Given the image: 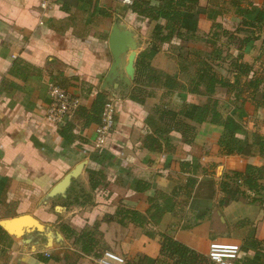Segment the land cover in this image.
<instances>
[{
	"label": "crops",
	"instance_id": "1",
	"mask_svg": "<svg viewBox=\"0 0 264 264\" xmlns=\"http://www.w3.org/2000/svg\"><path fill=\"white\" fill-rule=\"evenodd\" d=\"M39 1L0 0V264H99L105 250L123 256L126 264H173L163 254L164 235L207 256L213 242L242 247L251 239L257 248L241 250L234 264H264V179L259 188L244 179L248 165H264V155L225 154L220 144L223 128L207 122L196 124L191 144L172 131L165 135L168 145L160 138L162 150L151 151L145 138L153 130L146 118L156 106L180 109L185 103L202 105L207 97L182 90L166 94L163 87H150L144 102L131 99L134 80L125 82L128 54L120 67L121 78L103 87L113 63L109 36L114 25L133 32L140 53L155 41V25L166 20H149L138 29L137 14L118 0H61L40 23ZM232 1L198 0L195 12L184 13L182 35L161 45L154 64L183 77L173 47L184 45L206 52L220 76L231 81L232 62L241 54V60L252 66L250 77L256 74L264 81V20L254 21L264 10V0H244L249 7L257 6L255 13L244 15L238 7L228 6ZM214 23L222 27L214 28ZM222 30L233 31L234 36L216 34ZM208 37L215 45L203 42ZM18 58L32 66L12 74L9 70ZM53 81L64 84L86 107L99 92H106L116 116L105 146H96V123L83 126L75 114L60 125L47 120L48 84ZM263 89L264 83L255 97L258 102ZM215 96L228 104L232 98L222 86ZM251 100L246 110H254L256 116L246 128L264 135V105L257 107ZM192 116L193 110L185 114ZM68 123L75 127L63 136ZM83 161L84 169L66 193L51 196L53 187ZM182 162L190 164L182 167ZM90 166L105 175L96 188L91 187ZM190 176L197 182L188 204L164 213L159 222L123 225L114 216L119 207L147 214L148 198L157 191L171 196L177 190L180 199L179 188ZM139 180L150 187L138 191ZM27 215L43 227L18 224L14 230L22 233L13 234L1 225L2 220ZM95 223L99 244L89 254L61 229L66 224L82 232Z\"/></svg>",
	"mask_w": 264,
	"mask_h": 264
},
{
	"label": "trees",
	"instance_id": "2",
	"mask_svg": "<svg viewBox=\"0 0 264 264\" xmlns=\"http://www.w3.org/2000/svg\"><path fill=\"white\" fill-rule=\"evenodd\" d=\"M233 1L232 6L238 7V12L241 15L255 13L257 10V6L253 4L251 7H242L239 0ZM197 3L198 0H134V3L128 7L129 10L137 14L138 29H141L142 24L149 20H166L165 24L158 22L155 25L153 32L155 41L138 55L135 64L134 86L130 94L131 99L137 102H144L146 97L151 94L148 91L150 87H163L167 90L166 94L175 90H182L207 97L206 102L202 105L185 103L180 109L156 106L153 113L146 118L147 124L152 127L153 132L146 136L145 145L151 151H161L162 143L160 138L165 139L167 144L170 139L165 137V135H169L172 131L180 132L184 141L191 144L197 134L196 124L207 122L223 128L220 144L225 154H253L259 152L264 155V135L254 131L250 132L233 114H225L220 106V99L215 96L217 87L222 86L227 88L230 96L233 92L234 98H230L229 102L239 108H242L248 100H256L257 91L260 90V85L264 81L256 74L250 77L252 66L241 60V54L235 57L232 62L235 69V79L233 81L220 76L208 54L204 56L203 52L199 50L188 49L187 56H185L182 52L184 45H177L180 49L178 52L179 70L183 77H180L179 73H172L154 64V59L160 53L161 45L182 35L179 26L182 23L184 13L195 12ZM263 20L264 10L260 9L254 21L261 22ZM221 27L220 23H214V28ZM216 34H226L229 38L232 35L234 36L233 31L229 30H222L216 32ZM243 41H246V38ZM31 66L27 61L18 58L13 62L9 72L19 75L18 70L20 68H29ZM245 76L247 79L243 80ZM3 81L6 83L8 80L4 77ZM59 86L65 87L64 84ZM246 93L248 95H245ZM108 100L109 98L105 91L99 92L91 107L81 105L76 110V120L80 121L83 126H89L93 123L100 124L102 122L103 109ZM254 102L258 104V107L264 105V93L260 102L257 100ZM188 110H193L192 119L185 117ZM156 115L158 119L155 118ZM74 127L75 123H68L61 131V134L65 136ZM239 134H242L243 137L240 138ZM189 164L188 162H182V167ZM87 171L92 188H96L101 183V178H105V175L99 169H94L90 166ZM244 179L250 187L259 188V181L264 179V165H248ZM196 182L197 178L194 176L188 178L186 184L179 188L182 196L180 199L176 198L177 190L171 196L157 191L154 196L148 198L151 207L148 209L147 214L136 209L119 207L114 216L123 225L135 223L144 226L150 220L157 223L164 213L174 211L177 205L183 207L188 204ZM149 187V183L141 180L137 182L136 186L138 191H146ZM98 227L99 224L95 223L92 228L78 232L66 224H61V229L65 235L68 238H73L75 244L84 253L88 254L98 248L99 239L96 234ZM256 246L253 240L248 239L241 247V250L244 249L246 251L249 248H257ZM162 248L165 257L172 261L173 264H216L209 256L167 235H164Z\"/></svg>",
	"mask_w": 264,
	"mask_h": 264
},
{
	"label": "built area",
	"instance_id": "3",
	"mask_svg": "<svg viewBox=\"0 0 264 264\" xmlns=\"http://www.w3.org/2000/svg\"><path fill=\"white\" fill-rule=\"evenodd\" d=\"M61 0H40L39 8L44 23V17ZM119 2L130 6L134 0H118ZM48 93L51 98V107L47 111V120L55 125L64 124L71 119L76 110L82 105L80 97L73 94L68 89L59 86L57 83L49 82ZM116 116V107L112 100H108L104 106L102 122L96 128V146L102 148L106 145L108 138L114 128ZM241 246L234 243L213 242L210 245L209 258L216 264H234L239 257ZM99 264H126L127 260L123 256L111 251L105 250L98 258Z\"/></svg>",
	"mask_w": 264,
	"mask_h": 264
},
{
	"label": "water",
	"instance_id": "4",
	"mask_svg": "<svg viewBox=\"0 0 264 264\" xmlns=\"http://www.w3.org/2000/svg\"><path fill=\"white\" fill-rule=\"evenodd\" d=\"M137 41L134 38L133 32L130 30L122 29L120 24H115L110 36H109V47L113 56V63L109 69V72L103 82V87L106 88L109 84H112L116 78H121L120 67L122 65L124 56L128 54V61L126 65L127 77L125 82L131 84V81L135 78L136 67L135 58L137 56L138 48ZM86 161L78 164L72 171H70L59 183H57L50 191L51 196L64 195L67 188L69 187L72 179L79 176L81 171L84 169ZM31 226L35 225L42 228V224L39 223L34 217L20 216L13 219H6L1 221V225L13 232V234H21L22 231L14 230L15 225Z\"/></svg>",
	"mask_w": 264,
	"mask_h": 264
},
{
	"label": "rangeland",
	"instance_id": "5",
	"mask_svg": "<svg viewBox=\"0 0 264 264\" xmlns=\"http://www.w3.org/2000/svg\"><path fill=\"white\" fill-rule=\"evenodd\" d=\"M234 2V1H233ZM239 3L240 5H244V6H247L249 7L250 6V3L249 2H244V0H239ZM232 5L231 3L228 4V6ZM180 28V26H179ZM202 41V40H201ZM204 43L208 44V45H215V42L213 40V38H205V40H203ZM189 47V46H188ZM188 47H184L183 48V54L185 56H187V50H188ZM209 47V46H207ZM192 49H196L194 47H189V50H192ZM173 50L175 53H178L180 51L179 47L177 45H174L173 47ZM203 55L204 56H207L206 52H203ZM202 55V56H203ZM258 95V94H257ZM231 96L233 97V92L231 94ZM234 98V97H233ZM254 105H256L258 107V104H255L253 103ZM220 106L222 108V111L225 113V114H228L229 112H231L232 114L234 115H237V119H239V121H241V123L245 126V128L247 126H249V121L252 120L253 117L256 116V112L253 110V113L252 111H248L246 110V103L245 105L242 106V108H239L237 107L235 104L233 103H230L228 104L227 100L226 99H220ZM258 110V108H257ZM245 111V113H244ZM188 119V118H187ZM240 138L243 137L242 134H239Z\"/></svg>",
	"mask_w": 264,
	"mask_h": 264
}]
</instances>
